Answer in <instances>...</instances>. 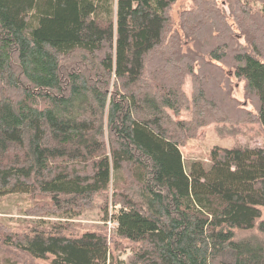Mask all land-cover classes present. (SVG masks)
Here are the masks:
<instances>
[{"label": "trees", "instance_id": "obj_1", "mask_svg": "<svg viewBox=\"0 0 264 264\" xmlns=\"http://www.w3.org/2000/svg\"><path fill=\"white\" fill-rule=\"evenodd\" d=\"M176 1L0 0V196L42 195L51 204L35 215L73 217L105 194L102 221L113 225L34 227L5 243L52 264H264V238L235 235L264 237V147L213 146L207 162H184L191 126L169 112L187 101L189 75L193 129L219 120L229 68L264 127V9L253 6L264 0H227L231 15L192 0L178 28ZM74 51L98 81L61 74Z\"/></svg>", "mask_w": 264, "mask_h": 264}, {"label": "rangeland", "instance_id": "obj_2", "mask_svg": "<svg viewBox=\"0 0 264 264\" xmlns=\"http://www.w3.org/2000/svg\"><path fill=\"white\" fill-rule=\"evenodd\" d=\"M191 3L192 0H177L171 7L170 17L172 18L173 26L178 28L180 11L188 8ZM217 3L225 9L228 15H231L227 0H218ZM253 6L258 9H264L263 4L258 2L254 3ZM232 20L230 19V21ZM84 54L80 51H74L65 56L61 61V74L66 75L70 71H79L91 80L89 82L98 81L99 72L93 68L91 58ZM12 68L15 72H18V67L14 64H12ZM224 72L228 79L226 89H228V97L231 99V107L226 113L219 114V120L207 122L194 129L193 125L190 124V122H195V115H197L191 101L193 83L189 75L183 77L181 90L187 101L183 102L178 113L169 112L173 120L189 121L191 126L190 131L185 132V138L180 146L184 162L190 160L207 162L209 151L213 146L264 147V127L255 118V103L247 96L243 80L234 77L232 69L225 68ZM18 76H20L19 73ZM113 81L112 77L110 84L107 86L103 85V88L109 94L115 91L112 85ZM225 96L227 95L225 94ZM112 181L110 182V188ZM110 192L111 189H109L108 194ZM106 197L107 195L105 196V194L96 196L91 207L83 213L78 216L66 217L65 215L58 216L57 214L45 212L35 215L33 209L37 204L50 203L45 201L47 197L42 195L12 193L0 196V264H52V256H47L43 259H33L14 246L5 243L3 235L20 234L34 227L47 230L51 226L60 224L66 227V233L73 235L80 234L86 229L101 227V225L107 226L108 233H111L113 225L110 221H102L103 214L100 208ZM108 207V211L111 213L113 211L111 202ZM261 219H264V207L261 208ZM235 235L237 238H264L255 228L249 231H236ZM128 255H130L129 249L120 251L121 259L127 258Z\"/></svg>", "mask_w": 264, "mask_h": 264}]
</instances>
